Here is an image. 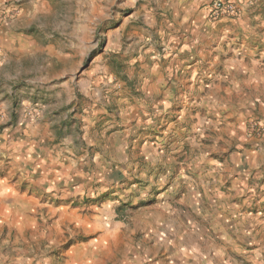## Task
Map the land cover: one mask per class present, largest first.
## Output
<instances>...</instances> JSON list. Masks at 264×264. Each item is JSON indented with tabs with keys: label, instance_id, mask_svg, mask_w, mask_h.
<instances>
[{
	"label": "rangeland",
	"instance_id": "374dc122",
	"mask_svg": "<svg viewBox=\"0 0 264 264\" xmlns=\"http://www.w3.org/2000/svg\"><path fill=\"white\" fill-rule=\"evenodd\" d=\"M0 0V264H264V0Z\"/></svg>",
	"mask_w": 264,
	"mask_h": 264
},
{
	"label": "built area",
	"instance_id": "2783aa9c",
	"mask_svg": "<svg viewBox=\"0 0 264 264\" xmlns=\"http://www.w3.org/2000/svg\"><path fill=\"white\" fill-rule=\"evenodd\" d=\"M235 7L230 2L222 0H215L211 6L210 14L213 17H219L224 15H234Z\"/></svg>",
	"mask_w": 264,
	"mask_h": 264
}]
</instances>
